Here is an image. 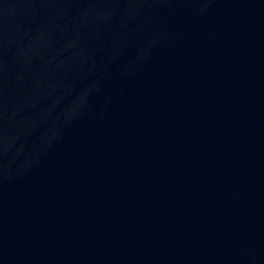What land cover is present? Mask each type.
I'll list each match as a JSON object with an SVG mask.
<instances>
[{"label": "water", "instance_id": "obj_1", "mask_svg": "<svg viewBox=\"0 0 264 264\" xmlns=\"http://www.w3.org/2000/svg\"><path fill=\"white\" fill-rule=\"evenodd\" d=\"M0 264H264V0H0Z\"/></svg>", "mask_w": 264, "mask_h": 264}]
</instances>
